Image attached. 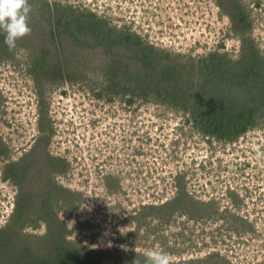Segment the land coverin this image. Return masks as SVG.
<instances>
[{"label":"rangeland","instance_id":"374dc122","mask_svg":"<svg viewBox=\"0 0 264 264\" xmlns=\"http://www.w3.org/2000/svg\"><path fill=\"white\" fill-rule=\"evenodd\" d=\"M29 3L30 35L10 51L0 31V264L81 262L85 250L99 264L147 250L171 264H264V122L219 139L158 91H110L130 62L140 76L144 58L125 53L138 38L165 81L174 70L201 86L206 69L186 58L215 52L254 53L264 79V0ZM256 94L261 114L264 82Z\"/></svg>","mask_w":264,"mask_h":264},{"label":"trees","instance_id":"16d2710c","mask_svg":"<svg viewBox=\"0 0 264 264\" xmlns=\"http://www.w3.org/2000/svg\"><path fill=\"white\" fill-rule=\"evenodd\" d=\"M142 49L147 51L149 49L150 55L157 54L149 45H146L145 48L144 45L141 44L140 38H138V41L135 42L132 47L129 46L125 53L126 55L128 53L131 57L135 58L134 54L138 51V56H140L141 59L144 58L140 68V76L136 75L138 79L135 78V73L131 69V67L134 68L135 63L132 61L128 64L129 66H127L128 78L123 83H121L123 77L120 78L119 82L115 83L113 80L114 76L110 74V91L117 88H119V90L124 88L126 92L129 90L132 93L139 91V96H143V93L147 96L148 93L154 94L158 91L156 97L159 98L157 99L170 104L175 109L180 108L185 112L188 111L194 124L201 132L210 136H215L219 139L224 138L232 140L264 122V113H256L258 110L260 111L262 109V106L260 108L262 98L256 94V87L261 82H264V79L260 80L258 67L249 68L250 63H255L254 53H250L247 55V58L240 60L229 59L227 54H218L217 52L209 54L207 58H201L198 60L186 58L187 63L191 66L190 72H194L198 69H206L207 75L201 86L195 87L194 83L188 82L190 85L187 87L188 84L186 85L185 82L178 83L176 80H170L176 75L174 70L171 76L165 81L166 66L154 64L155 61L151 57H146V53L142 54ZM177 58L185 57L179 55L170 56V59ZM179 64L180 65L176 66V69H183L185 68V65L187 66L186 63L179 62ZM51 226L54 227L53 229H60L65 225L57 219L51 224ZM48 235L54 236L55 233H50ZM62 244H64V242H62ZM82 255L86 256L81 258V262H78L79 259L77 257L72 259L66 257L63 258L61 262L55 263L48 260L45 264L100 263L98 261L96 262V260L101 257L100 255H93V253H90L87 250L83 251ZM121 257L120 264H130L127 260H124L126 257L125 255L121 254ZM130 258L132 262L137 260L139 264H145L146 261L144 254L132 255ZM68 260H70L69 263H67ZM93 260L95 262L90 263ZM106 260L108 262L106 263L110 264L108 257H106ZM110 260L112 261L111 264H117V259L115 260V257H110ZM7 262L5 260L6 264ZM15 263L18 264L17 261H15ZM41 263L44 264L43 260L40 264ZM180 264L193 263L184 262Z\"/></svg>","mask_w":264,"mask_h":264},{"label":"clouds","instance_id":"9594fccd","mask_svg":"<svg viewBox=\"0 0 264 264\" xmlns=\"http://www.w3.org/2000/svg\"><path fill=\"white\" fill-rule=\"evenodd\" d=\"M32 6L29 0H0V31L5 33L4 43L8 49L14 50L17 41L31 34L29 25ZM145 264H171L169 254L147 250L144 253ZM133 264H139L137 260Z\"/></svg>","mask_w":264,"mask_h":264}]
</instances>
